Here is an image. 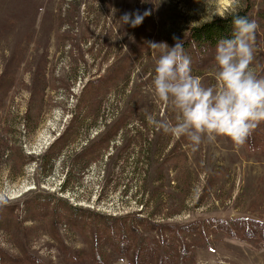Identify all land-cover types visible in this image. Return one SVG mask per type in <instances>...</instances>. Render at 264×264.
<instances>
[{
    "label": "rangeland",
    "instance_id": "rangeland-1",
    "mask_svg": "<svg viewBox=\"0 0 264 264\" xmlns=\"http://www.w3.org/2000/svg\"><path fill=\"white\" fill-rule=\"evenodd\" d=\"M244 3L0 0V210L10 220L0 221V253L7 264L25 254L34 259L14 264H134L113 240L95 245L98 216L173 226L164 231L169 244L182 227L201 220L264 221V121L252 147L218 136L195 151L186 138L147 121L177 115L154 93L161 49L149 42L172 46L173 37L182 40L190 28ZM257 4L252 67L264 78V0ZM133 12L149 14L136 27L123 24V15ZM205 65L192 74L206 87L218 85L215 59ZM107 79L104 90L88 93ZM37 199L49 203V213L34 210ZM62 203L91 219L73 224ZM138 231L163 241L145 223ZM188 237L189 251L179 247L183 264H264V241L224 233L207 241ZM96 247L101 263L91 259Z\"/></svg>",
    "mask_w": 264,
    "mask_h": 264
},
{
    "label": "clouds",
    "instance_id": "clouds-1",
    "mask_svg": "<svg viewBox=\"0 0 264 264\" xmlns=\"http://www.w3.org/2000/svg\"><path fill=\"white\" fill-rule=\"evenodd\" d=\"M149 13H125L123 24L136 27ZM233 34L221 38L215 48L218 85L204 86L192 74L191 59L183 42H149L161 49L154 68L152 87L156 97L176 111L175 120L149 115L148 123L164 134L186 138L193 151L204 141L226 136L242 146L253 129L264 121V78L252 67L254 39L258 25L246 16L233 14Z\"/></svg>",
    "mask_w": 264,
    "mask_h": 264
},
{
    "label": "trees",
    "instance_id": "trees-1",
    "mask_svg": "<svg viewBox=\"0 0 264 264\" xmlns=\"http://www.w3.org/2000/svg\"><path fill=\"white\" fill-rule=\"evenodd\" d=\"M258 0H245V5L241 7L238 11L227 13L222 17H215L209 22L203 23L201 25H196L195 27L190 28L184 37L182 38V42L184 45L185 53L191 59V69L196 68H207L208 65H205L209 59L215 57V48L217 41L221 38H230L233 34V24L232 17L233 14H238L240 16H246L250 20H255L257 25L260 20V8L257 4ZM255 38L257 39V43H259V36L257 34V30L255 33ZM257 52V51H255ZM262 54V52H261ZM199 56V58L195 57ZM124 72L126 70L125 66ZM121 68V69H122ZM118 72H120L118 70ZM115 71L112 73L114 74ZM121 73V72H120ZM109 79L106 81L99 80L92 85V88L88 92L89 94L93 93L95 90H104V87L107 86ZM12 84V82H11ZM44 85V84H43ZM46 88V85L42 87V95ZM119 126H117V130ZM257 131V133H256ZM259 136V127L255 130L253 129L250 137L246 140L245 144L252 147L253 142L255 140L254 136ZM65 136L60 137L56 144H60ZM258 140V139H257ZM90 151H84V155H89ZM37 203L34 205V210H41L42 215L45 213H49L50 205L47 201L37 199ZM66 212L70 213L71 220L73 224L82 223V220L89 221L92 215L87 214L85 211H78L77 208H73L70 204L62 203ZM11 213V212H10ZM5 216V217H4ZM6 213L4 214V210H0V221L3 223H9L10 220L7 218ZM100 219L97 221H93L96 224V230L93 231V239H95V245L97 246L99 243V239L105 238V240H113L117 249L122 253L129 255L131 257V261L134 264H183L182 256H179L180 252H182L179 247L184 246V252L189 251L191 244H189L190 236H199L200 240L207 241V238L211 233H224L229 237H242L244 240L246 239H255L256 241H264V221H256L249 218H235L228 221L224 220H201L192 224H188L185 227H182V234L178 236L177 241H173L172 244H169L166 240L165 233L166 229L172 230L174 227H166L163 225H155L154 223H150L147 220L139 219L141 223L135 224H126L121 222L118 219H112L110 221L109 218H105L103 216H98ZM57 225L58 221H54ZM146 224V228L150 231H157L158 233H162L164 235L163 241L155 239H148L144 237V234H140L138 231V226ZM57 227V226H56ZM57 230L54 235L59 241L63 240L57 234ZM117 237L120 239L118 240ZM67 251V249H66ZM95 255L91 257V259L95 262H102L101 251L99 247L94 249ZM26 253V251L24 252ZM71 254V253H70ZM11 257V256H10ZM13 258V257H11ZM33 258L32 255L25 254L23 259H12V264L16 263H24L25 260H31ZM34 259V258H33ZM7 257L0 253V264H7ZM37 261V260H35Z\"/></svg>",
    "mask_w": 264,
    "mask_h": 264
},
{
    "label": "flooded vegetation",
    "instance_id": "flooded-vegetation-1",
    "mask_svg": "<svg viewBox=\"0 0 264 264\" xmlns=\"http://www.w3.org/2000/svg\"><path fill=\"white\" fill-rule=\"evenodd\" d=\"M118 130H120V129H118ZM118 130H117V131H118ZM114 133H115V130H114V131H113L111 134H113V135H114ZM111 134H109V135H111Z\"/></svg>",
    "mask_w": 264,
    "mask_h": 264
},
{
    "label": "bare ground",
    "instance_id": "bare-ground-1",
    "mask_svg": "<svg viewBox=\"0 0 264 264\" xmlns=\"http://www.w3.org/2000/svg\"><path fill=\"white\" fill-rule=\"evenodd\" d=\"M49 141V140H48ZM28 188V187H27ZM30 188H28L27 190H29Z\"/></svg>",
    "mask_w": 264,
    "mask_h": 264
}]
</instances>
